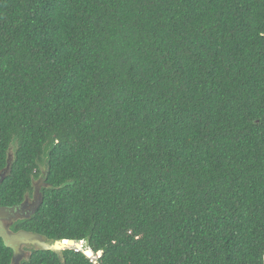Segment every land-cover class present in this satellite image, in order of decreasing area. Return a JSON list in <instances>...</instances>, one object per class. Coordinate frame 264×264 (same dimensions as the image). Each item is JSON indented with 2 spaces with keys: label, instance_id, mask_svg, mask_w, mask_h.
I'll return each instance as SVG.
<instances>
[{
  "label": "trees",
  "instance_id": "16d2710c",
  "mask_svg": "<svg viewBox=\"0 0 264 264\" xmlns=\"http://www.w3.org/2000/svg\"><path fill=\"white\" fill-rule=\"evenodd\" d=\"M1 176L22 264H264V0H0Z\"/></svg>",
  "mask_w": 264,
  "mask_h": 264
},
{
  "label": "water",
  "instance_id": "95a60500",
  "mask_svg": "<svg viewBox=\"0 0 264 264\" xmlns=\"http://www.w3.org/2000/svg\"><path fill=\"white\" fill-rule=\"evenodd\" d=\"M7 173L8 170L5 172V174ZM0 178H2V176ZM41 199L42 196L39 200ZM39 205L35 207V209L30 213L29 216H25L24 214V210L26 209V204H23L15 208H4V207L0 208V238L2 239L6 247L13 250L12 264H21V262L24 259H26V254L22 251V246L24 245L33 246L37 250H51L60 254L55 249L45 247L46 238H44L43 236L27 233V232H19L13 234L8 231V225H6V222H12L13 220H17L19 217H21L22 219L31 218L37 212ZM61 244L78 246L74 242H68V243L64 242Z\"/></svg>",
  "mask_w": 264,
  "mask_h": 264
},
{
  "label": "rangeland",
  "instance_id": "374dc122",
  "mask_svg": "<svg viewBox=\"0 0 264 264\" xmlns=\"http://www.w3.org/2000/svg\"><path fill=\"white\" fill-rule=\"evenodd\" d=\"M42 187H44V185L42 186ZM42 187H41V185L39 184V182H36L35 183V185H34V188H35V191H34V193H33V195L31 196V197H29L30 198V203H37V201H39V199L41 198V190H42ZM37 205H35V207H36ZM35 208H33V210H34ZM22 218L21 217H19L17 220H14L15 222H18L19 220H21ZM13 221V222H14ZM9 227V226H8ZM8 231H9V229H8ZM45 247H49V248H51V249H55L56 251H58L60 254L63 252V250H65V249H68V248H72V247H77V246H74V245H69V244H61V243H57V242H55V241H48L47 239H46V243H45ZM81 248H83V247H81ZM34 250H36V248L35 247H33V246H26V245H24V246H22V251L24 252V253H28V254H30V253H32Z\"/></svg>",
  "mask_w": 264,
  "mask_h": 264
},
{
  "label": "flooded vegetation",
  "instance_id": "af4514ba",
  "mask_svg": "<svg viewBox=\"0 0 264 264\" xmlns=\"http://www.w3.org/2000/svg\"><path fill=\"white\" fill-rule=\"evenodd\" d=\"M39 184L41 185V187L43 186V181L42 180H40L39 181ZM34 193V192H33ZM33 195V194H32ZM31 195V196H32ZM30 195H28V196H26V199H25V202L23 203V204H26V209L24 210V214H25V216H29L30 215V213L33 211V208H35V203H30V198L29 197H31ZM22 204V205H23ZM21 206V205H20ZM16 207H19V206H16ZM0 208H3V207H0ZM4 208H6V207H4ZM12 208H15V207H12ZM14 221V220H13ZM6 222V225H8L9 227H8V229H9V232L10 233H13V234H16V233H19V232H14L13 230H12V228L14 227V225H15V221L14 222ZM22 232V231H21ZM0 240H2L1 238H0ZM26 254V259H24V261L25 260H28L30 257H31V253L30 254H28L27 252L25 253ZM23 263V261L21 262V264Z\"/></svg>",
  "mask_w": 264,
  "mask_h": 264
},
{
  "label": "clouds",
  "instance_id": "9594fccd",
  "mask_svg": "<svg viewBox=\"0 0 264 264\" xmlns=\"http://www.w3.org/2000/svg\"><path fill=\"white\" fill-rule=\"evenodd\" d=\"M21 220H23V219H21ZM24 261V260H23Z\"/></svg>",
  "mask_w": 264,
  "mask_h": 264
}]
</instances>
